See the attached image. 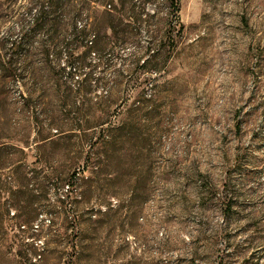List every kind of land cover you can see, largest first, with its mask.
I'll return each instance as SVG.
<instances>
[{
    "label": "rangeland",
    "instance_id": "obj_1",
    "mask_svg": "<svg viewBox=\"0 0 264 264\" xmlns=\"http://www.w3.org/2000/svg\"><path fill=\"white\" fill-rule=\"evenodd\" d=\"M178 17L0 0V264H264V0Z\"/></svg>",
    "mask_w": 264,
    "mask_h": 264
},
{
    "label": "trees",
    "instance_id": "obj_2",
    "mask_svg": "<svg viewBox=\"0 0 264 264\" xmlns=\"http://www.w3.org/2000/svg\"><path fill=\"white\" fill-rule=\"evenodd\" d=\"M168 1H169L170 15L173 18L175 25L180 26L179 17H178L179 1L180 0H168ZM82 31H85V29L82 28Z\"/></svg>",
    "mask_w": 264,
    "mask_h": 264
}]
</instances>
